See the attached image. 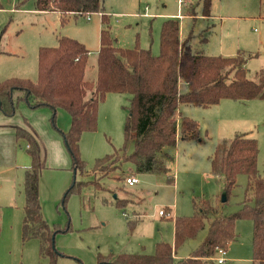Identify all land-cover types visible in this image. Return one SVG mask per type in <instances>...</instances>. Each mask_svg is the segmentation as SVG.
Instances as JSON below:
<instances>
[{
	"label": "rangeland",
	"instance_id": "374dc122",
	"mask_svg": "<svg viewBox=\"0 0 264 264\" xmlns=\"http://www.w3.org/2000/svg\"><path fill=\"white\" fill-rule=\"evenodd\" d=\"M19 1L21 6L15 8ZM229 1L212 0L214 19L203 15L201 0H188L187 4H181L180 0H104L103 10L109 14L110 29L118 45L133 47L139 41L141 47L158 54L162 23L166 18L174 17L168 13L185 14L196 9L199 14L195 23L191 17H175L180 21L181 37L187 36L191 30L195 43L199 42L200 34L208 36L210 41L201 47L206 53H218L221 30L217 26L220 18L213 14L227 13V8L223 11L220 7L224 2L226 7ZM2 3L0 49L8 51L0 52V75L5 77H0V80L23 77L36 81L39 48L56 45L61 35L77 38L87 46L90 63L85 77L97 79L101 12L67 14L63 21L59 12L38 10L36 0H2ZM231 4L235 6L231 14L243 15L245 20H241L239 25L229 26L228 39L240 43L251 36H258L259 44H254L258 48L244 51L248 54L249 75L254 77L264 67V0H231ZM239 36L241 41H238ZM131 96L130 93L111 92L100 102L97 129L84 131L80 140L81 157L86 161L85 174L80 171L75 174L71 154L61 133L71 125L70 113L65 108H58L53 121L50 107L31 108L23 100L14 114H19L22 105V121L32 123L47 152L39 195L44 218L51 227L61 229L56 234L55 245L66 256H59L58 264H98V252L154 253L158 241L173 244L174 227L170 216L192 214L194 197L215 199L222 191L224 178L217 179L211 173L210 161L216 144L222 138L252 130L251 135L259 141L258 166L264 175V99L260 98L247 101L225 98L210 107L182 104L184 113L199 121L202 140L178 139L176 144L166 147L170 154L166 164L175 175L174 183L168 181L169 173L135 172L131 161L123 162L121 168L111 173L91 170L97 157L120 148L127 153L134 150V139H126L124 133ZM176 117L180 120V111ZM26 143L22 140L18 145L17 160H0V170L7 167L11 171L9 181L0 178V264H41L48 261L40 255L38 238H23L24 179L31 163ZM25 161L28 162L25 164ZM131 173L139 178L134 185L121 178ZM74 175L76 180L88 184L80 190L76 186L64 202V194L73 184ZM247 181L246 174L238 176V185L225 204V211L233 212L239 208ZM117 196L129 198L127 204L118 207ZM161 209L166 210V214H161ZM133 216L139 217V221L131 232L128 219ZM66 227L69 229L62 231ZM207 230L206 225L195 237L186 240L177 253L188 255L199 245ZM236 230L238 239L228 248L225 262L214 260L210 264H252L253 221L238 219Z\"/></svg>",
	"mask_w": 264,
	"mask_h": 264
},
{
	"label": "trees",
	"instance_id": "16d2710c",
	"mask_svg": "<svg viewBox=\"0 0 264 264\" xmlns=\"http://www.w3.org/2000/svg\"><path fill=\"white\" fill-rule=\"evenodd\" d=\"M103 1L36 0L38 10L59 11L63 21L67 14L101 12L97 79L85 77L90 63L87 46L77 38L61 35L56 45L39 48L36 81L23 77L0 80V109L6 115H14L24 100L31 108L50 107L55 121L58 108H65L70 113L71 125L61 133L71 154L73 168H76L75 174L78 171L85 174L86 161L80 152L83 132L97 129L99 104L108 93H130L124 133L126 139H134V150L127 153L120 148L97 157L91 170L111 173L121 168L123 162L131 161L135 172L169 173L167 179L174 183L175 175L166 164L170 156L166 147L176 144L178 139L202 140L198 120L188 115H182L180 120L176 117L181 105L208 107L224 98L264 99V67L251 77L247 68L248 54L244 51L234 55L206 53L201 45L207 41V36L195 43L191 30L181 38L180 21L175 17H168L162 23L158 54L141 47L139 41L133 47L120 46L110 29L109 14L103 10ZM201 1L203 15L210 16L212 0ZM20 6L19 1L15 8ZM28 125H17L15 132L18 140L27 142L31 158L24 179L23 238L39 239L40 255L48 260L41 264H58L59 256H66L55 245L56 234L61 229L51 227L44 218L39 195L40 176L46 167V149L36 129ZM251 134L250 131L241 132L222 138L216 144L210 157L211 173L217 179L224 178L222 191L215 199L194 197L192 214L170 216L174 223L173 244L158 241L154 253L98 252V264H210L218 248H228L238 238L236 223L242 218L251 219L254 224L252 264H264V175L258 166L259 141ZM240 174L248 176L244 197L236 211L227 212L225 204L238 185ZM127 176L121 178L126 180ZM87 184L76 180L74 175V182L66 190L63 201L76 186L80 190ZM127 199L117 196V206H125ZM167 209L171 210L170 207ZM138 221L137 216L128 219L131 232ZM206 225L207 233L199 245L188 256L176 260L177 249Z\"/></svg>",
	"mask_w": 264,
	"mask_h": 264
},
{
	"label": "crops",
	"instance_id": "0c3cea01",
	"mask_svg": "<svg viewBox=\"0 0 264 264\" xmlns=\"http://www.w3.org/2000/svg\"><path fill=\"white\" fill-rule=\"evenodd\" d=\"M187 3H188V0H186L184 3H181V4H187ZM224 3L221 4L220 8L223 11H225L226 8L228 9V11H225V12H227V13H225L226 15L225 14H223V15L222 14H213L216 18H218V19L220 18L219 25L217 26V28L219 27V29L221 30L220 51L218 53L212 52V53H209V54L234 55V54H237L239 51H241L240 49H244L243 51H245L246 49L247 50H252V49L258 48V45H254L256 43L259 44V41H258V38H257L258 36H256V37L251 36L250 38L245 39L244 41H242L240 43L239 42L235 43V42H237L235 39H230V38L228 39L229 32H230L229 26L230 25H234V24H238L239 25V23H241V20H245V18H244L243 15L231 14L232 11H233L232 8L235 9V6H232L233 4H231V0L229 2H227V6L226 7H225ZM213 9H214V4H213ZM45 11H49V10H45ZM51 11L59 12V11H56V10H51ZM211 11H212V2H211ZM168 14H172V16L179 17V18L191 17L193 20H195V21L192 20L195 23L199 13H198V11L196 9H194V11L193 10H188L185 14L183 12L179 13V14L178 13H168ZM227 14H231V15H227ZM206 17L207 18L211 17L212 19H214L212 17V13H211L210 16H206ZM213 25H215V23H213ZM198 37H199L198 38V41H199V40H201L203 38V34H200ZM207 38H208V36H207ZM209 41H210V39L208 38L207 41L204 44L207 45V43ZM238 41H241V37H240V39L238 38ZM2 50H4V49H0V52H3ZM4 51L7 52L8 50L5 49ZM0 77L5 78V77H3L1 75H0ZM182 84H184V83L182 82ZM184 86H185V84H184ZM219 103H217V104H219ZM217 104H214V105H217ZM211 106H213V105H211ZM208 107H210V106H208ZM21 112H24V108L22 107V105L20 106V112L17 115H6L3 112H1V110H0V160L1 161L5 162V160H7V161L10 162L13 159L17 160V158L19 157L18 145H20L22 140H18L17 137H16L15 132H16V126L17 125L27 126V124H30L33 128H35L32 125V123L29 122V123L25 124L24 121H22V116H20ZM180 113H181V116H182V114L186 115V113H184L182 108H180ZM24 117H25V115H24ZM27 127H29V126H27ZM251 131L252 130H250V132ZM38 134H39V132H38ZM27 146H28V144L26 143V147ZM46 158H47V152H46ZM27 162L28 161H25V164ZM28 165L30 167L31 163H29ZM7 166L10 167L11 164H8ZM129 175H134V174L131 173ZM0 178L1 179L4 178L7 181H9L11 179V171L8 170L7 167L6 168H2L0 170ZM173 227H174V223H173ZM228 248H230V246ZM228 248H227V250H228ZM188 255H185V256L183 255L182 256V255H179L176 252L175 253V259L178 260V259L186 257ZM226 259H227V254H226ZM252 260H253V258H252Z\"/></svg>",
	"mask_w": 264,
	"mask_h": 264
},
{
	"label": "built area",
	"instance_id": "2783aa9c",
	"mask_svg": "<svg viewBox=\"0 0 264 264\" xmlns=\"http://www.w3.org/2000/svg\"><path fill=\"white\" fill-rule=\"evenodd\" d=\"M186 0H180V3H184ZM137 182H139V178L136 175H129L126 178V183L129 185H134ZM161 214H166L165 210L161 209L159 211ZM226 254H227V248L225 247H220L217 250V253L214 257V260H217L219 263H223L226 260Z\"/></svg>",
	"mask_w": 264,
	"mask_h": 264
},
{
	"label": "water",
	"instance_id": "95a60500",
	"mask_svg": "<svg viewBox=\"0 0 264 264\" xmlns=\"http://www.w3.org/2000/svg\"><path fill=\"white\" fill-rule=\"evenodd\" d=\"M10 95H11V97H12V91H11ZM75 171H76V168H75ZM223 199H225V196H223Z\"/></svg>",
	"mask_w": 264,
	"mask_h": 264
}]
</instances>
